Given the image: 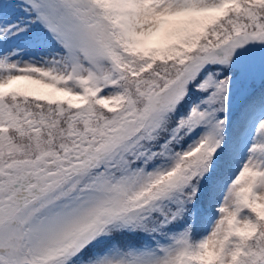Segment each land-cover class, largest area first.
<instances>
[{
  "label": "snow or ice",
  "instance_id": "1",
  "mask_svg": "<svg viewBox=\"0 0 264 264\" xmlns=\"http://www.w3.org/2000/svg\"><path fill=\"white\" fill-rule=\"evenodd\" d=\"M0 264H264V0H0Z\"/></svg>",
  "mask_w": 264,
  "mask_h": 264
}]
</instances>
